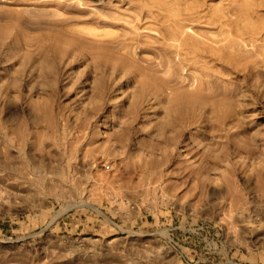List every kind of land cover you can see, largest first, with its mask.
Segmentation results:
<instances>
[{
    "label": "rangeland",
    "instance_id": "1",
    "mask_svg": "<svg viewBox=\"0 0 264 264\" xmlns=\"http://www.w3.org/2000/svg\"><path fill=\"white\" fill-rule=\"evenodd\" d=\"M184 1L0 0V264H264V55L258 54H264V0ZM189 4L198 5L204 21H181L180 36L202 43L199 55L206 59L194 68L178 66L179 73L167 64L168 72L161 50H173L171 61L183 56L176 57L179 41L160 36L174 25L162 9L186 13ZM214 10H230L231 18L225 16L238 28L230 20L229 30H240L249 14L246 20L259 29L241 44L230 23L224 26L240 47L228 49L232 58L223 62L237 71L207 57L230 41L225 30V39L217 35L220 24L205 23ZM125 41L132 47L122 51ZM129 50L157 70L150 67V74L146 62L135 60L134 74L112 73L110 61ZM251 59L262 62L251 69L262 74H246ZM204 74L212 76L207 84ZM166 77L181 84L165 87ZM208 87L221 93L205 92ZM223 89L234 94L222 98ZM195 91L210 99L175 102ZM250 200L263 212L257 220Z\"/></svg>",
    "mask_w": 264,
    "mask_h": 264
},
{
    "label": "bare ground",
    "instance_id": "2",
    "mask_svg": "<svg viewBox=\"0 0 264 264\" xmlns=\"http://www.w3.org/2000/svg\"><path fill=\"white\" fill-rule=\"evenodd\" d=\"M183 1H184V0H183ZM185 1H186V0H185ZM185 1H184L182 4H185V3H186ZM180 2H182V1H180ZM178 3H179V2H178ZM178 3H174V5H175V4H178ZM243 3L245 4L246 2L244 1ZM180 4H181V3H179V6H178L179 8H180V6H181ZM244 4H243V5H244ZM172 5H173V4H172ZM186 5H187V4H186ZM189 5H190L191 7H192L193 5H194V6H193L192 8H191V7L188 8V10H186V11H189V12H186V13H180V12H178V11L176 12L175 10L172 11V10H171V7H170V6H167L168 8H170V11H171V12L168 11L169 13L164 15L165 11H166L168 8L165 7V9H162L164 13L161 12V13H163V15H161V16L165 18V16L168 15L166 18H167L170 22H173V23H172V24H174L173 27H172L173 30H172V29H170L171 31H169V29H168V31H167V30H163L164 32L162 33V32H160L161 30H158V29H157V31L160 32V33L162 34V35L160 34V36L163 37L162 39H166V40L169 39V42H170L171 40H173V39L179 41L178 44H176V45H177V46H176V49L179 48L181 52H180V51L177 52L178 54L176 55V57H178V55H179V57H180V56H181V57L183 56V57L180 58V59H178L176 62H175L174 57H173L174 60H172V61L170 60V54H171V52H172L173 50H172L171 52H170V51H165L166 48H163V50H161V51L164 52V54H166V58H164L165 56L162 57V59H163V61H164L163 64H164V65H167V64L169 65V64H170V66H171V67H172L177 73H179V71H178V69H179L178 66H180V65H181V66H182V65H184V66H189V67H191V68H194V65H197V64L199 65V64H200L199 61H198V60H200V58H203L202 60L206 59V58H204L203 56L199 55L200 49H201V47L203 46L202 43H200L198 40H196L195 37H194L195 39H193V38H185L184 36H182L183 34L186 35L185 33L181 34V36H180V33H181V26H183V25L181 24V21H186V23H187V21H188V22H192L193 24H194L196 21H198V20H199L198 23L200 22V24H201V21H204V20H202V19H201V21H200V17L198 16V13H199V14H202V13H201V12H198V10H197V11L195 10L197 4H193V5H192V4H189ZM139 6H140V5H139ZM139 6H138V7H139ZM175 6H176V5H175ZM182 6H184V8H185V5H182ZM245 6H246V4H245ZM144 7H145V4H144ZM176 7H177V6H176ZM186 7H187V6H186ZM194 7H195V8H194ZM239 7H241V4H240ZM239 7H238V9H241V8H239ZM161 8H164V7H161ZM193 8H194V9H193ZM245 8H246V7H245ZM135 9H136V8H135ZM197 9H199V8H198V5H197ZM138 10H139V8H138ZM162 10H161V11H162ZM168 10H169V9H168ZM182 10H183V8H181V11H182ZM215 10H216V9H215ZM215 10H214V11H215ZM231 10H232V9H231ZM247 10H248V8L245 9V11H247ZM140 11H141V10H140ZM140 11H139V12H140ZM218 11H219V9H218ZM222 11L224 12V10H222ZM232 11H233V10H232ZM234 11H236V9H234ZM240 11L245 12L244 9H241ZM240 11H239V12L236 11L237 15L241 14ZM182 12H185V11L183 10ZM197 12H198V13H197ZM225 12H227V11H225ZM228 12H230V10H229ZM228 12L225 14V13H221V11H220V12H216V11H215V12L212 13L208 18H207V17L205 18V19H207V20H205V21H206L205 23L207 24V22H208L209 25H213L214 23L220 24V30H223V31H218V32H220V33L217 34V35H220V37H222L223 35L226 36V35H225L226 33L223 34V32H225V31L228 32V36H226V38H227V37H228V38L230 37V36H229V33H230V32H231V33H230V35H231V34H233L235 31H237V32H235L234 34H235L236 37L238 36V37L240 38V41H239V39H238L239 43L241 42L242 39H244V40H245V38H246V39H248V38L254 39V38L256 37V35H257L258 32H259V31H258L259 29L256 28V30H257L258 32H257L256 30H253V26L249 24V23H250V20H249V22H248V20H246V19H249L248 17L250 16V14H249V15H244L245 17H247V18H245V21H246L247 23L244 22V18H243V21H242V22L245 23L246 27H247V24H248V26L250 25V28L252 27V30H251V29L248 30V28L244 27L245 25H243V23H241V20H240V23H241V24H240V23H239V24L242 26V27H240V30H241V31H240V30H237V29H234V30H235V31H234V30H232V29L229 30V28H231V27H235V23H236L237 21H236V20H233V19H230L231 17H230L229 15H230L231 13L229 14ZM243 12H242V13H243ZM247 12H248V11H247ZM140 13H141V12H140ZM147 13H148V12H147ZM166 13H167V12H166ZM210 13H211V12H210ZM238 13H239V14H238ZM144 14H145V13H144ZM159 14H160V13H159ZM234 14H235V12H234ZM243 14H247V13H243ZM243 14H242V15H243ZM251 14H252V13H251ZM149 15H150V13H149ZM208 15H209V14H208ZM225 15H226L227 17H228V16L230 17L229 20L226 18ZM235 15H236V14H235ZM137 16H138V15H136V16L134 15V16H132V17H134V18L136 17V18H137ZM139 16H140V15H139ZM144 16H145V15H143L142 17L144 18ZM154 16H156V15H154ZM154 16H153V17H154ZM159 16H160V15H159ZM161 16H160V17H161ZM239 16H240V15H239ZM130 17H131V16H130ZM132 17H131V18H132ZM147 17H148V16H146V18H147ZM151 17H152V16L150 15V18H151ZM160 17H158V14H157V19H158V20L160 19ZM162 17H161V18H162ZM236 17H237V16H236ZM236 17H235V18H236ZM136 18H135V19H136ZM146 18H144V19H146ZM164 18H163V20H167L166 18H165V19H164ZM203 18H204V17H203ZM224 18H226V19H225L226 21H224ZM238 18H239V17H238ZM135 19H134V20H135ZM137 19H138V18H137ZM141 19H142V18H141ZM239 19H240V18H239ZM241 19H242V18H241ZM132 20H133V19H131V22H132ZM153 20H154V19H153ZM153 20H151V21L153 22ZM155 20H156V19H155ZM158 20H157V21H158ZM230 20L235 21V23L231 22ZM135 21H136V20H135ZM137 21H138V20H137ZM159 21L161 22V19H160ZM133 22H134V21H133ZM143 22H144V21H143ZM143 22H141V23H143ZM162 22L164 23V21H162ZM162 22H161V23H162ZM226 22H227V23H226ZM126 23H127V22H126ZM128 23H130V22H128ZM137 23H138V22H137ZM137 23L135 22V24H137ZM153 23H154V22H153ZM153 23H152V24H153ZM168 23H169V22H168ZM211 23H213V24H211ZM228 23H230V25H227L228 30H229L230 32H229L227 29H224V26H226V24H228ZM232 23L234 24V26H232ZM164 24H165V23H164ZM170 24H171V23H169L168 25L170 26ZM200 24H199V25H200ZM202 24H203V22H202ZM251 24H252V23H251ZM165 25H166V27L168 28L167 24H165ZM157 26H158V24H157ZM157 26H156V27H157ZM171 26H172V25H171ZM184 26H185V25H184ZM192 26H193V25H192ZM192 26H191V27H192ZM197 26H198V25H197ZM214 26H217V25H214ZM237 26H238V22L236 23V28H238ZM138 27H139V26H138ZM163 27H165V26H163ZM186 27H188V25H186ZM257 27H258V26H257ZM132 28H134V26H133ZM132 28H131V29H132ZM135 28H136V27H135ZM225 28H226V27H225ZM244 28H245V29H244ZM124 29H125V28H124ZM128 29H129V28H128ZM131 29H129V30H131ZM185 29H187V28H185ZM194 29H195V28H194ZM196 29H197V28H196ZM198 29H199V28H198ZM242 29H244V31H243ZM132 30H135L134 32H137L136 29H132ZM132 30H131V31H132ZM187 30H188V29H187ZM224 30H225V31H224ZM151 31H152V30H151ZM165 31H166V32H165ZM189 31H193V29L190 28ZM215 31H217V30L215 29ZM215 31H214V32H215ZM193 32H194V31H193ZM210 32H212V31H210ZM218 32H217V33H218ZM126 33H127V29H126ZM128 33H131V32H128ZM237 33H238V34L240 33V34L238 35ZM106 34H107V33H106ZM132 34H133V32H132ZM221 34H223V35H221ZM234 34H233V35H234ZM123 35H124V34H122L121 36H122V39L124 40V36H126V35H124V36H123ZM217 35H216V36H217ZM104 36L107 37V38L110 37L109 39H112L111 37H113V36H110L109 34L104 35ZM130 36H131V35H130ZM158 36H159V34H158ZM224 36H223V39H225ZM235 36H234V38H235ZM258 36H259V35H258ZM117 37L120 38V35L117 36ZM138 37H139V36H138ZM138 37H137V38H138ZM183 37H184L185 39H184ZM231 37H232V36H231ZM231 37H230V41H228V43H226V46L223 47V48L221 47L222 45L220 46L221 48H218V46H216L215 48H217V49H214L213 46H212V48H209V45L207 44V46H208V48H209L208 51H210V49H212V50L214 49V51H213V53L211 52L212 54L209 53V52L207 51V52L209 53V55H208L207 53H206V54H207V57H210L211 59L220 62L223 68H228V67H226V66H230V67H232V70L237 71V67H236L237 65L235 66L234 64H233V65H232V64H227V63L225 64V63L223 62L225 58H226V59L229 58L228 60H230V59L232 58L231 56H230L231 58H230L229 56L226 57V54H228V51H229V50H231L230 53H233V51H234V52H235V51L238 52V49H237V50L235 49V48L237 47V46H236L237 44H236V42H235V43L232 42V40L234 41V39H232ZM238 37H237V38H238ZM126 38H127V40H129L130 42L134 41V37H127V36H126ZM135 38H136V37H135ZM137 38H136V39H137ZM181 38H183V39H181ZM109 39H108V40H109ZM122 39L120 38V40H122ZM155 39H156V38H154V41H155ZM170 39H171V40H170ZM231 39H232V40H231ZM235 39H236V38H235ZM113 40L116 41L115 38H114ZM113 40H112V42H114ZM125 40H126V39H125ZM137 40L139 41V40H140V37H139V39H137ZM137 40H136V42H137ZM158 40H160V39H158ZM166 40H165V41H166ZM200 40H201V39H200ZM218 40H219V42L221 41L220 39H218ZM218 40H217V41L214 40V42H215L216 45L219 43ZM259 40H260V39H259ZM160 41H161V40H160ZM163 41H164V40H163ZM242 41H243V40H242ZM245 41L248 42V40H245ZM245 41H244V42H245ZM250 41H251V40H249V42H250ZM103 42L107 43V41H103ZM130 42H128V43H127V41H125V42H120V43H119V46L116 45V48H114V49H116V50L119 49V48H120L121 50H122V49H126V48H129V49H130V47H132L131 45H129ZM158 42H159V41H158ZM169 42L166 41L165 43H169ZM171 42H172V41H171ZM201 42H202V40H201ZM217 42H218V43H217ZM247 42H246L247 45L243 43V45H245L246 47H248V46H252V45L256 44L257 41H256L254 44H252L253 42H251V45H250L249 43H247ZM108 43H110V42L108 41ZM116 43H117V42H115V44H116ZM138 43H139V44H137V45H139V48H140V47H141L140 45H142V44H140L141 42H138ZM154 43H155V42H154ZM165 43H164V44H165ZM220 43H221V42H220ZM223 43H224V42H223ZM223 43H222V44H223ZM151 44H153V43H151ZM164 44H163V46L165 47ZM174 44H175L174 42H173V44L171 43V45H172L171 47H173ZM241 44H242V42H241ZM248 44H249V45H248ZM110 45H111V44H109V46H110ZM113 45H114V44H113ZM133 45H134V44H133ZM144 45H145V44H144ZM149 45H150V44H149ZM166 45H167V44H166ZM238 45H239V44H238ZM261 45H262V44H261ZM261 45H260V46H261ZM107 46H108V45H107ZM109 46H108V47H109ZM111 46H112V45H111ZM111 46H110V47H111ZM117 46H118L119 48H117ZM134 46L137 48L136 43H135ZM145 46H146V45H145ZM163 46H162V47H163ZM169 46H170V44H169ZM205 46H206V45H205ZM210 46H211V45H210ZM245 46L243 47L244 49H245ZM256 46L259 47L257 44H256ZM113 47H115V46H113ZM135 47H134V48H135ZM142 47H143V45H142ZM238 47H240V46H238ZM238 47H237V48H238ZM263 47H264V46H263ZM111 48H112V47H111ZM139 48H138V49H139ZM143 48H144V47H143ZM145 48H146V47H145ZM153 48H154V47H153ZM153 48H151V49L154 50ZM251 48H252V47H251ZM260 48H261V47H260ZM260 48H257V49H258L257 51H259ZM120 49H119V50H120ZM138 49H137V50H138ZM179 49H178V50H179ZM228 49H229V50H228ZM233 49H235V50H233ZM244 49H243V50H244ZM254 49H255V46L253 47V50H254ZM262 49H263V48H262ZM262 49H261V50H262ZM126 50H127V49H126ZM132 50H133V49H131V52H132ZM143 50H146V49H143ZM159 50H160V49H159ZM203 50H204V48H203ZM203 50L201 49L202 52H203ZM206 50H207V49H206ZM227 50H228V51H227ZM251 50H252V49H251ZM261 50H260V51H261ZM117 51H118V50H117ZM122 51H123V50H122ZM138 51H139V50H138ZM245 51H246V50H244L243 52H245ZM254 51H255V50H254ZM254 51L251 52V55L253 54ZM257 51H256V52H257ZM260 51H259V52H260ZM118 52H119V51H118ZM124 52H125V51H124ZM129 52H130V50L127 51V52H125V53L127 54V53H129ZM155 52H156V50H155ZM204 52H205V51H204ZM249 52H250V51H249ZM113 53H114V52H113ZM139 53H140V52H139ZM139 53H138V54H139ZM239 53H240V52H239ZM246 53H247V51H246ZM118 54H119V56H117ZM132 54H133V53H132ZM156 54H158V52H156ZM173 54H175V52H174ZM203 54H204V53H203ZM210 54H211V55H210ZM247 54H248V53H247ZM255 54H256V55H255ZM258 54H259V56L264 55L263 52H262V54H261V52L258 53ZM117 55H115L117 61H116V60H115V61H110V65L112 66L111 68H112V70H113L112 73L115 72V73H117V74H121L122 76H128V75H130V74H134V69H135V66H134V65L140 63V62H138V63L135 64V60L138 61L140 58H139V59H137V58L135 59V57H133L134 55L131 56L130 53H129V55H128V54H127V55H125V54L123 55L122 53H121V54H120V53H117ZM135 55H136V53H135ZM232 55H233V54H232ZM238 55H239V56H238ZM240 55H241V53H240V54H237V56H238L239 58H243V56H244V58L246 57L245 59H247V60H248V58H249V57H247L246 55H244V53L242 54V57H240ZM248 55H250V53H249ZM253 55H254L253 57H255V56H257V53L254 52ZM105 56H106V55H105ZM139 56H140V55H139ZM151 56H152V55H151ZM159 56H160V54H158V56H157V60H158ZM189 56H190V57H189ZM205 56H206V55H205ZM233 56H234V55H233ZM136 57H137V56H136ZM140 57H141V56H140ZM234 57H235V56H234ZM262 57H263V56H262ZM262 57L259 58V59L261 60ZM152 58H153V57H152ZM235 58H236V57H235ZM251 58H252V56H251ZM263 58H264V57H263ZM142 59H143V58H142ZM145 59H146V58H145ZM154 59H155V58H154ZM162 59L158 60L157 64H158L159 62H160V64H161V63H162ZM226 59H225V60H226ZM236 59H237V58H236ZM249 59H250V58H249ZM157 60H155V61H157ZM228 60H226V61H228ZM247 60H246V62H245V63H247V65H245L246 68L244 67V63H243V67L245 68L244 71L247 70V71H245V72H246V74H247L248 76H253L254 73H257L258 71H257V72H253L254 69H253L252 67H254L256 64H259L258 62H260V63H262V62H261V61H258L257 59H254V60L251 59V60H249V61H247ZM262 60H263V62H264V59H262ZM139 61H141V60H139ZM147 61H148V60H147ZM221 61H222V62H221ZM236 61H237V60H236ZM143 62H144V60L141 61V63H143ZM145 62H146V61H145ZM145 62H144V63H145ZM150 62H151V60L148 61V62H146V63H147L146 68H148V67H149V69H150V67H151V68H154V66L156 65L155 63H152V65L154 64L153 67H152V66H149L148 64H149ZM153 62H154V61H153ZM207 62H208V61H207ZM209 62H212V61L210 60ZM229 62H230V61H229ZM231 62H235L234 59H233V61H231ZM238 62H239V60H238ZM238 62H237V64H238ZM160 64H159V66H160ZM208 64H209V63H208ZM210 64H211V63H210ZM223 64H225V65H223ZM140 65H141V64H140ZM168 65L165 66V67H164V66H162V67H163L166 71L169 72L170 70H167V69H168V68H167ZM205 65H207V63H205ZM205 65H203V66H205ZM239 65H240V64H239ZM263 65H264V63H263ZM263 65H262L261 67L264 68ZM142 66L145 67V65H142ZM147 66H148V67H147ZM181 66H180V67H181ZM200 66H201V65H200ZM208 66H209V65H208ZM213 66H215V65H213ZM136 67H137V66H136ZM139 67H141V66H139ZM157 67H158V65H157ZM157 67L155 66V69H156ZM197 67H198V66H197ZM261 67H260V68H261ZM141 68H142V67H141ZM163 68H162V70H163ZM186 68H187V67H186ZM199 68H200V67H199ZM206 68H207V67H206ZM257 68H259V67H257ZM257 68H255V69L257 70ZM137 69H138V68H137ZM180 69H181V68H180ZM203 69H204V67H203ZM211 69H212V68H211ZM240 69H241V68H240ZM251 69H253V70H251ZM135 70H136V69H135ZM144 70L149 71L148 69H145V68H144ZM151 70H152V69H150V71H149L150 74H151V72H152ZM156 70H157V69H156ZM159 70L161 71V69H159ZM159 70H158V71H159ZM195 70H196V69H195ZM204 70L207 71V69H204ZM212 70H213V69H212ZM220 70H221V69H220ZM256 70H254V71H256ZM261 70H262V69H261ZM184 71H186V70H184ZM188 71H189V70H188ZM188 71H187V72H188ZM202 71H203V70H202ZM213 71H214V70H213ZM221 71H222V70H221ZM244 71H243V69H242V72H244ZM142 72H143V71H142ZM142 72H141V73H142ZM145 72H146V71H145ZM153 72H154V71H153ZM156 72H157V71H155L154 73H156ZM171 72H172V73H171ZM171 72H170V73L172 74V76H173V78H174V76H175L176 73L173 72V71H171ZM181 72H182V70H181ZM196 72H197V71H196ZM203 72H204V71H203ZM242 72H240V73H242ZM259 72L261 73V72H263V71H259ZM259 72L257 73L258 75L260 74ZM137 73H138V72H137ZM139 73H140V71H139ZM164 73H166V72L164 71ZM173 73H175V74H173ZM188 73H191V74H192L193 71L188 72ZM212 73H214V72H211V74H212ZM228 73H229V72H228ZM142 74H143V73H142ZM171 74H169V76H170ZM194 74H195V73H194ZM194 74H193V75H194ZM216 74H217V73H216ZM229 74H230V73H229ZM257 74H256V76H257ZM261 74H262V73H261ZM263 74H264V73H263ZM218 75H219V74H218ZM220 75H221V74H220ZM137 76H138V75H137ZM146 76H148V75H146ZM167 76H168V73H167ZM201 76H202V75H201ZM209 76H211V75H210V74H209V75H208V74H204L203 77L206 78V79H205V82H204L205 84L208 83L207 78L209 79V78H210ZM215 76H216V75H215ZM215 76H214V77H215ZM263 76H264V75H263ZM170 77H171V76H170ZM190 77H191V76H190ZM193 77L195 78L196 76H193ZM199 77H200V76H199ZM199 77H198V78H199ZM203 77H201V78H203ZM211 77H212V76H211ZM254 77H255V75H254ZM146 78H147V77H146ZM154 78H156V77H154ZM159 78H160V77H159ZM161 78H162V77H161ZM166 78L169 79V80H168V79H164V78H163L164 82L167 80V81H166V84H165L166 86H165L164 84L161 83V85H164L165 87H167V82H168V84H169V83L172 84V82H173L174 79H175V78L173 79V78L171 77V79H173V81H172V80H170L169 77H166ZM183 78H184V76H182V78H180V79H182V81H180L181 83H183ZM187 78H188V77H187ZM176 79H177V78H176ZM178 79H179V78H178ZM191 79H192V78H191ZM191 79H190V81L192 82L193 80H191ZM203 79H204V78H203ZM215 79L218 80L217 77H215ZM151 80H152V79H151ZM157 80H159V79H157ZM161 80H162V79H161ZM184 80H185V79H184ZM251 80H252V79H251ZM251 80H250V81H251ZM125 81H126V80H122V83H123L124 86L127 85ZM138 81H139V80H138ZM177 81H178V85H179V83H180L179 80H175V82H173V85H174V83L177 85ZM186 81H187V83L189 82L188 79H187ZM194 81L196 82V80H194ZM194 81H193V83H192L191 85H193V84L195 83ZM146 82H147V81H146ZM159 82H160V81H159ZM201 82H202V81H201ZM215 82H216V81H215ZM181 83H180V84H181ZM196 83L199 84L198 80H197ZM196 83H195L192 87H195V85L198 86ZM169 85H170V84H169ZM187 85L190 86V84H187ZM201 85H202V84H201ZM203 85H204V84H203ZM180 86H181V85H180ZM206 86H207V85H206ZM210 86H211V84H210ZM126 87H127L126 89H128V86H126ZM177 87H179V86H177ZM186 87H187V86H186ZM200 87H202L201 89H203V86H200V85H199V88H200ZM246 87H247V86H246ZM188 88H189V87H188ZM188 88H187V89H188ZM196 88H197V87H196ZM205 88H206V87H205ZM214 88H215V87H214ZM148 89H149V88H148ZM157 89L161 90L158 86H157ZM164 89H166V88H164ZM181 89H183V87H182ZM181 89H180V90H181ZM189 89H190V88H189ZM189 89H188V90H189ZM193 89H195V88H193ZM201 89H200V90H201ZM209 89L212 90V88L208 87V89H207L206 91H205V89H204L203 91H205V92H210L211 90L208 91ZM216 89H217V88H216ZM177 90H178V89H177ZM180 90H179V91H180ZM191 90H192V89H191ZM197 90H199V89H197ZM213 90H214V89H213ZM213 90H212L213 93H214V91H216V93H219V91H220V89H218L219 91H217V90H214V91H213ZM226 90L228 91V88H226ZM237 90H238V88H237ZM237 90H235V91H236V92H235L236 94H237ZM151 91H152V90H151ZM172 91H173V89H172ZM224 91H225V89H223V92H224ZM230 91H231V90H230ZM230 91H229V92H224V93H223L224 95L222 94V98H224V97H225V98H231V94H234V93H231ZM260 91H261V90H260ZM152 92H153V91H152ZM173 92H174V91H173ZM233 92H234V90H233ZM263 92H264V91H263ZM154 93H155V92H154ZM174 93H175V92H174ZM220 93H221V91H220ZM175 95H176V94H175ZM219 95H220V94L216 95V97L219 96ZM237 95H238V94H237ZM258 95H259V92H258ZM223 96H224V97H223ZM235 96H236V95H235ZM259 96H260V95H259ZM210 97H212V96H210ZM214 97H215V96H214ZM214 97H212V98H214ZM260 97H263V96H262V92H261V96H260ZM206 98H207V97H206ZM206 98H205V96L203 95V93L201 94L200 92L195 91V92H193V93H186V94L178 95V96L176 97V99H175V100H176L175 102H179V104L186 103V102H190V103H194V104H195V103H199V104L202 105L203 103H205V101H207V99H210V98H207V99H206ZM237 98H238V97H237ZM237 98H236V99H237ZM257 98H258V97H257ZM232 99H233V98H232ZM258 99H259V98H258ZM258 99H256L255 101H257ZM262 99H263V98H262ZM262 99H261V100H262ZM140 100H141V99H140ZM229 100H231V99H229ZM229 100H228V101H229ZM239 100H240V99H239ZM261 100H260V101H261ZM173 101H174V100H173ZM224 101H225V100H224ZM241 101H242V100H241ZM136 102H137V101H136ZM245 102H246V101H245ZM171 103H172V102H171ZM210 103H212V102H210ZM240 103H241V102H240ZM135 104H136V103H135ZM135 104H134V108H135ZM175 104H176V103H175ZM207 104H208V102H207ZM214 104H215V103H214ZM226 104H227V103H226ZM237 104H238V101H237ZM257 104H258V103H257ZM209 105H210V104H209ZM211 105H213V104H211ZM238 105H241V104H238ZM238 105H237V106H238ZM246 105H247V104H246ZM248 105H250V104H248ZM248 105H247V106H248ZM189 106H190V105H189ZM194 106H195V105H194ZM196 106H197V105H196ZM258 106H259V105H258ZM185 107H188V106L186 105ZM190 107H191V106H190ZM200 107L202 108V106H200ZM211 107H212V106H211ZM216 107H217V106H216ZM218 108H219V106H218ZM224 108H225V107H224ZM236 108H237V107H235V110H236ZM188 109H189V108H188ZM197 109H198V108H197ZM199 109H200V108H199ZM227 109H229V108H227ZM261 109H263V108H261ZM194 110H195V109H194ZM223 110H225V109H223ZM135 111H136V110H135ZM239 111H241V110H239ZM214 112H215V111H214ZM218 112H219V111H218ZM226 112H228V111H226ZM132 113H134V112H132ZM235 113H237V112H235ZM239 113H240V112H239ZM229 114H230V113H229ZM229 114L227 113L228 116H229ZM242 114H243V112H242ZM223 115H224V113H223ZM223 115H221V116H223ZM227 115H226V116H227ZM236 115H237V114H236ZM221 116H220V117H221ZM242 117H243V116H242ZM221 118H222V117H221ZM237 118H238V117H237ZM216 119H217V118H216ZM222 119H223V118H222ZM226 119H227V118H226ZM238 120H239V118H238ZM220 121H221V120H220ZM233 121H235L234 118H233ZM240 121H241V120H240ZM107 122H108V119H107V116H105V117H104V120L101 122V127H104V126L107 124ZM215 122H216V121H215ZM226 122H227V121H226ZM218 123H219V122H218ZM230 123H231V122H230ZM230 123H229V124H230ZM233 123H235V122H232L231 124H233ZM236 123H237V122H236ZM241 123H242V122H241ZM216 124H217V122H216ZM220 124H221V123H220ZM225 124H226V123H225ZM237 124H238V123H237ZM243 124H244V123H243ZM226 125H227V124H226ZM241 125H242V124H241ZM233 126H234V125H233ZM218 127H219V126H218ZM220 128H222V127H220ZM263 135H264V133H263ZM258 171H259V170H258ZM257 175H258V174H256V176H257ZM261 175H262V174H261ZM249 176H251V175H249ZM252 176H253V175H252ZM258 176H260V174H259ZM249 178H250V177H249ZM260 178H261V177H260ZM254 179H256V178H254ZM258 179H259V178L257 177L256 180H258ZM249 182H250V181H249ZM260 182H261V181H260ZM252 183H253V182H252ZM255 183H257V182L255 181L252 185H250L251 187H250V186H249V187L252 188L253 185H256V186H257V184H255ZM258 183H259V182H258ZM261 183H262V182H261ZM243 184H244V183H243ZM249 184H251V183H249ZM246 185H247V184H246ZM261 185H262V184H260V183L258 184V186H260V187H261ZM243 186H245V185H243ZM256 186H255V187H256ZM227 187H228V186H227ZM245 187H246V186H245ZM256 188L258 189V187H256ZM259 189H262V187L259 188ZM248 190H249V189H248ZM255 190H256V189H255ZM227 191H228V190H227ZM246 192H247V191H246ZM251 192H253V190H252ZM228 193H229V191H228ZM247 193H248V192H247ZM253 193H254V192H253ZM262 193H263V190H262ZM254 194H255V193H254ZM256 194H257V192H256ZM259 194H260V193H259ZM253 196H254V195H253ZM253 196H252V197H253ZM256 196H258V194H257ZM256 196H255V197H256ZM259 197H260V196H259ZM259 197H257V200L259 199ZM249 198H250V196H249ZM261 198H262V197H261ZM263 198H264V197H263ZM247 199H248V198H247ZM234 200H235V202H236L237 199H234ZM243 200H244V199H243ZM255 200H256V198H255ZM255 200H253V201L255 202ZM257 200H256V201H257ZM237 201H238V200H237ZM247 201H249V200H247ZM235 202H234V203H235ZM239 202H240V201H239ZM239 202H238V203H239ZM250 202H251V200H250ZM258 202H260V201H258ZM229 203H230V202H229ZM231 203H232V202H231ZM234 203H232L231 208H232V206L234 205ZM236 203H237V202H236ZM236 203H235V204H236ZM238 203H237V204H238ZM251 203H252V202H251ZM251 203H250V204H251ZM255 203H257V202H255ZM255 203H252V205L254 204L253 206H255V205H256ZM250 204H249V205H250ZM229 205H230V204H229ZM234 207H236V206L234 205ZM255 208H256V209H255ZM252 209H254V210H252ZM234 210H235V208H234ZM251 210H252L251 212L253 213V214L251 213V214H252L251 217H253V220H257V219L260 217V214H263V212H260L261 210H260V211L258 210V205H256L254 208H251ZM249 211H250V210H249ZM261 216H262V215H261Z\"/></svg>",
    "mask_w": 264,
    "mask_h": 264
}]
</instances>
